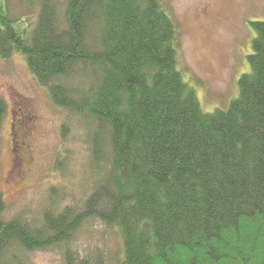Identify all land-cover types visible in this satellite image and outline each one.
Segmentation results:
<instances>
[{"label":"trees","instance_id":"1","mask_svg":"<svg viewBox=\"0 0 264 264\" xmlns=\"http://www.w3.org/2000/svg\"><path fill=\"white\" fill-rule=\"evenodd\" d=\"M20 1L37 23L20 29L0 0V56L23 55L54 104L85 120L98 179L79 207L57 209L55 189L34 223L4 221L0 200V264L53 248L100 264L72 249L91 221L118 228L121 264H264V22H250L238 98L206 113L165 0ZM6 114L0 99V135Z\"/></svg>","mask_w":264,"mask_h":264},{"label":"rangeland","instance_id":"2","mask_svg":"<svg viewBox=\"0 0 264 264\" xmlns=\"http://www.w3.org/2000/svg\"><path fill=\"white\" fill-rule=\"evenodd\" d=\"M6 4L10 15L25 24L20 29L33 30L37 8L20 0H6ZM165 6L179 31L178 61L185 81L195 89L204 112L227 110L239 96V79L250 71L247 57L255 37L250 22H264V0H165ZM0 99L7 105L0 135L3 220L18 216L30 223L40 220L51 206L55 189L61 195L57 209L81 206L98 179L85 120L54 104L48 88L39 83L21 54L9 59L0 56ZM26 115L30 127L20 135V120ZM22 135L30 151L21 167L16 159ZM72 249L81 258L89 256L91 263L121 264L124 257L118 228L99 221L80 230ZM19 258L23 264H65L59 248L23 252Z\"/></svg>","mask_w":264,"mask_h":264},{"label":"flooded vegetation","instance_id":"3","mask_svg":"<svg viewBox=\"0 0 264 264\" xmlns=\"http://www.w3.org/2000/svg\"><path fill=\"white\" fill-rule=\"evenodd\" d=\"M26 118H24L23 120H20V135L27 132L29 130L30 127V118L26 115ZM24 137L23 135L20 137V145H21V149L20 152L17 153V161L16 163L21 164V167L23 166V164L25 163V159L27 157V155H29V151L30 148L28 147V144H26V142L24 141ZM12 144H13V148H14V139L12 140ZM15 151V150H14ZM16 153V151H15Z\"/></svg>","mask_w":264,"mask_h":264}]
</instances>
